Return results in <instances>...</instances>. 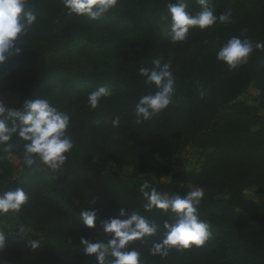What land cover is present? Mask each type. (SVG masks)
Instances as JSON below:
<instances>
[{
	"label": "trees",
	"instance_id": "1",
	"mask_svg": "<svg viewBox=\"0 0 264 264\" xmlns=\"http://www.w3.org/2000/svg\"><path fill=\"white\" fill-rule=\"evenodd\" d=\"M177 2L119 0L116 8L93 21L70 14L61 0H29L37 22L25 45H18L22 55L0 69V98L14 108L25 100L46 98L77 125L69 133L71 157L54 179L27 166L16 174L14 165L2 158L23 160L22 139L13 138L11 153L0 152V192L23 188L29 202L19 214L44 233L37 253L28 257L22 245L6 237L0 264H98L85 255L80 239H108L102 223L119 216L121 207L158 225L156 236L129 245L143 264H264V212L244 197L251 188L264 194V113L236 102L251 87L264 108V49L254 50L236 69L216 55L233 36L264 43V0H209L214 11L231 9V22L193 28L185 42L174 44L168 5ZM184 2L192 15L202 11L197 0ZM154 59L171 62L176 97L167 110L137 124L135 104L155 91L139 69L153 67ZM98 87L108 88L111 95L92 109L88 94ZM201 88L207 90L203 98ZM232 102L235 110H220ZM117 116L119 127L107 125ZM200 141L210 152L199 171L171 174L163 165ZM110 163L132 166L138 175L126 178L108 171ZM167 177L171 180L163 181ZM145 182L182 197L202 190L199 214L211 225V240L203 248L151 255L153 244L165 235V221L172 223L175 217L145 210L148 201L140 191ZM76 199L99 206L94 209L95 229L84 226L81 212L86 210Z\"/></svg>",
	"mask_w": 264,
	"mask_h": 264
},
{
	"label": "clouds",
	"instance_id": "2",
	"mask_svg": "<svg viewBox=\"0 0 264 264\" xmlns=\"http://www.w3.org/2000/svg\"><path fill=\"white\" fill-rule=\"evenodd\" d=\"M70 14L93 21L102 19L117 7L119 0H61ZM202 11L192 15L184 0L169 4L171 17V41L183 43L187 40L190 30L199 28L207 30L219 23H230L231 9L221 12L218 16L209 6V0H197ZM37 22V16L32 11L29 0H0V69L14 57L22 55L25 45L24 38ZM264 49V43L255 44L249 39L233 36L221 45L217 51V60L224 62L229 69H236L246 64L254 50ZM153 67H141L140 76L145 83L154 85L155 91L142 95L135 104L134 115L137 124L152 120L174 103L176 97V81L171 70V62L162 63L161 59L152 60ZM0 80L3 77L0 76ZM200 96L207 95V90L201 88ZM111 92L106 87H98L88 94V106L96 109L103 98ZM99 123V122H98ZM112 127L120 126V118L114 117ZM71 118L67 112L52 105L48 99L25 100L21 107H9L0 98V152L11 153L15 145L11 143L14 137L22 139L24 164L33 171H43L45 168L52 173L62 169L71 157L74 142L69 130ZM68 154V155H66ZM146 211L154 208L174 214V221H165L164 237L151 248V255L167 257L172 250H190L193 247L203 248L212 238L211 225L200 219L199 208L204 193L200 189L190 191L186 196L168 195L157 191L152 184L145 182L140 186ZM29 196L23 188L0 192V217L9 218L19 214L28 204ZM93 203H95L93 201ZM84 226L95 229L97 212L94 209L81 212ZM102 227L108 239L95 241L81 237L86 256L95 257L98 264H143L141 255L129 245L145 237L156 236L158 225L149 222L137 211L121 207L119 216L103 221ZM21 233L28 231L19 225ZM7 239L0 232V253L6 247ZM33 251L40 247L39 240H30Z\"/></svg>",
	"mask_w": 264,
	"mask_h": 264
},
{
	"label": "rangeland",
	"instance_id": "3",
	"mask_svg": "<svg viewBox=\"0 0 264 264\" xmlns=\"http://www.w3.org/2000/svg\"><path fill=\"white\" fill-rule=\"evenodd\" d=\"M216 14L219 15L221 11L215 10ZM13 71L6 72V75H12ZM243 102L251 107H253L258 113L263 114L264 108L260 104L259 97L257 95V92L253 88H249L245 94H243L238 101L236 102ZM236 103L232 102L227 105H223L220 107L221 111L229 110L233 111L235 110ZM77 124L72 123L69 133L72 131L73 127ZM107 125L111 126V120L107 122ZM205 142H196L192 143L187 146L185 151L176 157H172L168 159L167 161H163V165L169 169L172 173L178 172V171H199L204 157L206 153L210 152V149L206 147ZM2 158L8 159L15 167L16 174L20 173L24 170V167L26 166L24 164L23 160H20L12 155H6ZM107 170L115 172L123 177L131 178L137 176V171L132 166L128 165H116L114 163H110L107 165ZM43 175L44 177L48 179H54L56 178V173H52L46 168L43 171H36ZM171 180V177L164 178L163 181H169ZM245 199L249 201L255 202L260 211L264 212V194L258 192L255 188L247 189L244 193ZM77 204L82 207L84 210H90V209H99V206L85 200L76 199ZM19 225H23L25 229L28 231L21 233ZM0 232H4L5 236L10 238L11 240L19 243L22 245L25 249V256H34L37 253L36 251H33L30 246L29 242L33 239H40L43 237L44 233H39L35 231L32 227H30L26 222H24L20 216V214H17L14 217L4 218L1 217L0 219ZM39 264V263H35Z\"/></svg>",
	"mask_w": 264,
	"mask_h": 264
}]
</instances>
